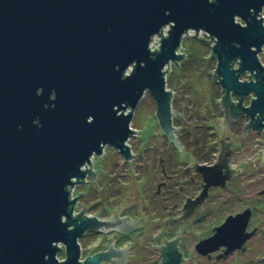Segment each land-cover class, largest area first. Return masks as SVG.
I'll list each match as a JSON object with an SVG mask.
<instances>
[{
    "label": "water",
    "instance_id": "95a60500",
    "mask_svg": "<svg viewBox=\"0 0 264 264\" xmlns=\"http://www.w3.org/2000/svg\"><path fill=\"white\" fill-rule=\"evenodd\" d=\"M263 10L264 0H0V264H81L93 221L72 219L73 187L105 147L129 159L146 92L177 145L166 76L190 31L214 43L224 89L256 96L245 112L264 129ZM246 72L254 79L239 82Z\"/></svg>",
    "mask_w": 264,
    "mask_h": 264
},
{
    "label": "flooded vegetation",
    "instance_id": "af4514ba",
    "mask_svg": "<svg viewBox=\"0 0 264 264\" xmlns=\"http://www.w3.org/2000/svg\"><path fill=\"white\" fill-rule=\"evenodd\" d=\"M189 70L184 73L191 76ZM216 72L217 66L208 75L209 100L202 112L187 117L194 122L185 123V112L174 110L172 91L177 145L160 126L153 100L159 126L155 145H134L135 133L127 142L129 159L110 147L91 158L86 166L91 172L74 185L71 198L76 199L72 219L93 221L78 239L81 264L89 258L96 264H264L262 118L245 112L256 96L227 91ZM250 78L246 72L239 82ZM106 148L119 163L108 161ZM98 159L103 160L96 168ZM120 163L132 173L116 174ZM88 187V197L80 194ZM85 199L91 204L83 205ZM61 254L65 261L64 248Z\"/></svg>",
    "mask_w": 264,
    "mask_h": 264
},
{
    "label": "rangeland",
    "instance_id": "374dc122",
    "mask_svg": "<svg viewBox=\"0 0 264 264\" xmlns=\"http://www.w3.org/2000/svg\"><path fill=\"white\" fill-rule=\"evenodd\" d=\"M155 42H157V40ZM212 45V42L206 37V35H199L198 39L193 33H191L190 36H186L182 41L180 49L181 54L185 55V60L177 62L178 67L175 64H171L167 73L166 90L168 88L171 90V92H176L173 102L174 110L185 112V115L183 113L181 114V118L185 120V123L191 121L187 119L189 115L194 114V112H202L203 106L209 100L207 94H205L211 85V82L208 80V75L212 73L217 66L216 59L211 58ZM263 52L259 55V58L264 64ZM189 69L193 71L191 76L188 73H184L187 70L190 71ZM129 73L130 70L127 71V74ZM186 94L189 95L190 99L185 98ZM154 113L155 106L153 104V99L147 92V95L140 101L130 126L132 130L136 131L138 136L137 138H134V145H136V142L141 143L142 146H146L148 143L150 146L155 145L156 139H153L155 138L154 136L159 133V126L156 119L154 118ZM191 122L194 121L192 120ZM165 149L169 148L166 147ZM104 155L105 157L109 158L108 161L112 162V164L119 163L118 157L113 153L112 150L106 148ZM102 160L103 159L95 160L94 165L96 168L98 164L102 162ZM106 169L108 170V167ZM124 169L126 168L122 167L120 163L116 169V174H126L127 171V174H131L133 170L132 168H129L126 172H124ZM126 180H128V177L124 176L122 181L124 182ZM134 182L135 179L132 178V181H130L131 186L134 184ZM90 190V187H88L86 189L80 190V193H84L88 197V195L91 193ZM85 200L82 201L83 205L85 202L87 205L91 204V200Z\"/></svg>",
    "mask_w": 264,
    "mask_h": 264
},
{
    "label": "built area",
    "instance_id": "2783aa9c",
    "mask_svg": "<svg viewBox=\"0 0 264 264\" xmlns=\"http://www.w3.org/2000/svg\"><path fill=\"white\" fill-rule=\"evenodd\" d=\"M263 12H264V10H263ZM263 12H262V17L264 18ZM259 19H261V16L259 17ZM263 21H264V19H263ZM168 30H169V27H165V28L162 29V36H163L164 38L167 37V35H168ZM191 33L194 34V32L190 31L187 35L184 36L183 39H185L186 36H190ZM199 35H206V37H207L208 39L211 40V38L208 36V34H206V33H204V32H200V33L198 34V36H199ZM198 36L196 37L197 39H198ZM160 39H161L160 36H155V37H153L152 42L150 43V49H151V51H156V50L159 49V47H160ZM156 40H157V42H155ZM154 44H155V45H154ZM212 44H214V43L212 42ZM212 46H213V45H212ZM212 46H211V47H212ZM179 53H181V52L179 51ZM234 68H235V69H238V68H239L238 64H235ZM71 198H72V196H71Z\"/></svg>",
    "mask_w": 264,
    "mask_h": 264
},
{
    "label": "trees",
    "instance_id": "16d2710c",
    "mask_svg": "<svg viewBox=\"0 0 264 264\" xmlns=\"http://www.w3.org/2000/svg\"><path fill=\"white\" fill-rule=\"evenodd\" d=\"M64 256L61 254L58 256L59 259H62Z\"/></svg>",
    "mask_w": 264,
    "mask_h": 264
}]
</instances>
